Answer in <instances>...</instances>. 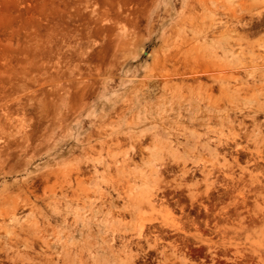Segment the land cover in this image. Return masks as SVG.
Instances as JSON below:
<instances>
[{
	"label": "rangeland",
	"instance_id": "obj_1",
	"mask_svg": "<svg viewBox=\"0 0 264 264\" xmlns=\"http://www.w3.org/2000/svg\"><path fill=\"white\" fill-rule=\"evenodd\" d=\"M263 146L264 0H0V264H264Z\"/></svg>",
	"mask_w": 264,
	"mask_h": 264
},
{
	"label": "bare ground",
	"instance_id": "obj_2",
	"mask_svg": "<svg viewBox=\"0 0 264 264\" xmlns=\"http://www.w3.org/2000/svg\"><path fill=\"white\" fill-rule=\"evenodd\" d=\"M246 133V132H245ZM240 147V146H239ZM264 147V146H263ZM225 149V148H224ZM239 149V148H238ZM241 150V149H240ZM240 152V151H239ZM228 156V154H227ZM254 156V155H253ZM257 158V157H256ZM258 159V158H257ZM199 171V170H198ZM235 174V173H234ZM224 179V178H223ZM258 186V185H257ZM260 186V185H259ZM216 187V186H215ZM239 188V187H238ZM230 192V191H229ZM245 198V197H244ZM164 199V198H163ZM162 202V201H161ZM165 202V201H164ZM246 202V201H245ZM6 220V219H5Z\"/></svg>",
	"mask_w": 264,
	"mask_h": 264
}]
</instances>
